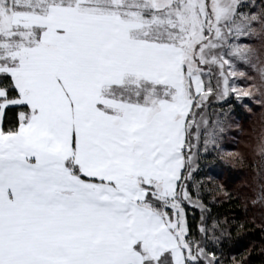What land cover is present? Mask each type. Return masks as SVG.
<instances>
[{"label": "snow or ice", "instance_id": "obj_1", "mask_svg": "<svg viewBox=\"0 0 264 264\" xmlns=\"http://www.w3.org/2000/svg\"><path fill=\"white\" fill-rule=\"evenodd\" d=\"M213 101L264 107V0H0V264H250L202 195Z\"/></svg>", "mask_w": 264, "mask_h": 264}, {"label": "trees", "instance_id": "obj_2", "mask_svg": "<svg viewBox=\"0 0 264 264\" xmlns=\"http://www.w3.org/2000/svg\"><path fill=\"white\" fill-rule=\"evenodd\" d=\"M221 104L224 105L223 108L220 107ZM212 110L217 114L223 113L226 118V126L221 134L217 149L201 154L199 179L205 185L202 195L207 198L214 218H227L244 222L249 226L247 234L241 233L239 236H235L233 241L222 249L224 257H239L251 250L252 254L246 257L250 264H264V232L261 231L264 213L260 211L259 206L253 207L249 203L258 187L255 168L258 158L254 152L246 157L237 148L236 155H242L245 158L244 162L237 164L234 158L229 159L228 155L223 154V152L233 150V146L228 143L229 138L238 136L236 131H241L243 127L248 128L249 123H257V126L254 125L253 128L256 139L262 135L264 107L254 102L249 108L248 106L241 107L237 104L229 105L225 102L216 103L213 101ZM252 112L259 115L257 119L254 120ZM247 177L251 180L245 182L243 179ZM217 186H223L230 192L232 199H221L224 197V193L215 191ZM189 214L197 217L192 223L199 224V212L190 211ZM216 250L217 252L221 251L219 247Z\"/></svg>", "mask_w": 264, "mask_h": 264}, {"label": "rangeland", "instance_id": "obj_3", "mask_svg": "<svg viewBox=\"0 0 264 264\" xmlns=\"http://www.w3.org/2000/svg\"><path fill=\"white\" fill-rule=\"evenodd\" d=\"M249 82L243 80L242 78L240 80L237 81V84L239 86H246ZM216 103H223V101H215ZM255 103V102H254ZM257 104V103H256ZM253 113V112H252ZM254 115V120L258 118L259 115L253 113ZM254 125L257 126V123H249L248 128H242L241 131L237 130V135L235 137H230L228 140V143L231 144V146H233V150L230 152H223L224 155H227L228 153H232L233 155H236L238 153V150H240L241 152L244 153V155H246V157L249 156L250 153L253 152V149L255 147V142L257 141V139L255 138L254 132H253V128ZM261 132L262 134H264V125L261 128ZM238 148V150H236ZM249 175V174H248ZM245 182L247 180H251L250 178H244L243 179ZM242 181V182H244ZM240 184V183H239Z\"/></svg>", "mask_w": 264, "mask_h": 264}]
</instances>
